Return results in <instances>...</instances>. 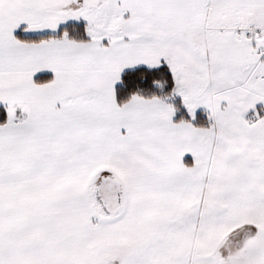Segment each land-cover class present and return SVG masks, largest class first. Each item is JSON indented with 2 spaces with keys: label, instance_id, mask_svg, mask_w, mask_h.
I'll return each mask as SVG.
<instances>
[{
  "label": "snow or ice",
  "instance_id": "snow-or-ice-1",
  "mask_svg": "<svg viewBox=\"0 0 264 264\" xmlns=\"http://www.w3.org/2000/svg\"><path fill=\"white\" fill-rule=\"evenodd\" d=\"M0 264H264V0H0Z\"/></svg>",
  "mask_w": 264,
  "mask_h": 264
}]
</instances>
